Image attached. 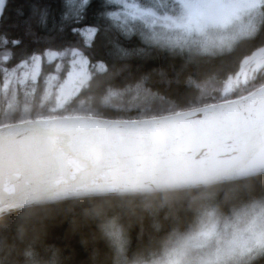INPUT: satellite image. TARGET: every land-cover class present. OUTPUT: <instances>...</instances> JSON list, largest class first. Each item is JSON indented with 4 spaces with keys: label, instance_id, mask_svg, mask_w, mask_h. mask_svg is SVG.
I'll list each match as a JSON object with an SVG mask.
<instances>
[{
    "label": "trees",
    "instance_id": "1",
    "mask_svg": "<svg viewBox=\"0 0 264 264\" xmlns=\"http://www.w3.org/2000/svg\"><path fill=\"white\" fill-rule=\"evenodd\" d=\"M64 9L65 0L2 3L0 42L8 57L4 66L15 67L39 56L36 95L57 65V61H44L46 52L80 50L90 60V77L59 109L37 102L16 103L0 127L62 117L144 120L203 108L227 98L213 99L218 84L264 45V16L253 37L238 40L228 51L204 55L172 51L118 32L107 16L112 8L102 0H90L77 18H65ZM84 27L96 29L89 45L79 32ZM96 64L102 69L97 70ZM66 70L65 56L59 79ZM253 85L236 88L229 100L246 96L264 85V80ZM262 199L264 173L193 188L82 196L32 205L0 216V264H117L109 242L112 224L127 240L124 260L148 261L159 256L169 238L191 228L206 205L226 215ZM253 264H264V257Z\"/></svg>",
    "mask_w": 264,
    "mask_h": 264
},
{
    "label": "water",
    "instance_id": "2",
    "mask_svg": "<svg viewBox=\"0 0 264 264\" xmlns=\"http://www.w3.org/2000/svg\"><path fill=\"white\" fill-rule=\"evenodd\" d=\"M264 173V85L145 120L66 117L0 128V216L82 196L151 193Z\"/></svg>",
    "mask_w": 264,
    "mask_h": 264
},
{
    "label": "rangeland",
    "instance_id": "3",
    "mask_svg": "<svg viewBox=\"0 0 264 264\" xmlns=\"http://www.w3.org/2000/svg\"><path fill=\"white\" fill-rule=\"evenodd\" d=\"M1 5L4 0H0ZM90 0H65L64 17L77 18ZM112 9L107 13L118 32L136 35L148 44L187 54L214 55L228 51L240 39L257 34L264 16V0H102ZM0 5V8H1ZM120 30V31H119ZM96 29L79 32L89 45ZM120 32V33H121ZM258 48L241 64L258 54ZM67 57V70L58 78L61 62ZM44 61H57L36 95L41 58L32 56L15 67L7 68L8 59L0 42V122L16 103L50 104L56 110L66 105L90 77V60L78 49L46 52ZM240 66V64H239ZM238 66V68H239ZM95 68L101 70V64ZM236 74V73H235ZM235 74L218 84L217 98L228 101L241 85L259 82H235ZM247 81V80H246ZM263 81V80H262ZM260 81V82H262ZM230 84L227 95L226 85ZM20 90V91H19ZM20 92L21 97L18 96ZM232 91V92H231ZM32 99L36 101H32ZM25 109V107H23ZM2 123V122H1ZM206 205L187 231L177 233L163 245L158 257L129 263L124 260L127 240L112 224L109 240L117 264H253L264 257V199L232 209L222 215Z\"/></svg>",
    "mask_w": 264,
    "mask_h": 264
},
{
    "label": "flooded vegetation",
    "instance_id": "4",
    "mask_svg": "<svg viewBox=\"0 0 264 264\" xmlns=\"http://www.w3.org/2000/svg\"><path fill=\"white\" fill-rule=\"evenodd\" d=\"M259 48H261V51L258 54L253 55L254 58L250 61L248 60L247 63H239L240 66L235 72V82L247 83L260 82L264 80V45ZM226 88L229 89L230 84H227Z\"/></svg>",
    "mask_w": 264,
    "mask_h": 264
}]
</instances>
